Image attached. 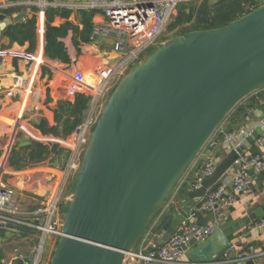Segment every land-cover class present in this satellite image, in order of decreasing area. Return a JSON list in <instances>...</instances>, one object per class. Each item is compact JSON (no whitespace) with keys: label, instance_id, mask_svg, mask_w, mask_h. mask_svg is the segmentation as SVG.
Segmentation results:
<instances>
[{"label":"water","instance_id":"95a60500","mask_svg":"<svg viewBox=\"0 0 264 264\" xmlns=\"http://www.w3.org/2000/svg\"><path fill=\"white\" fill-rule=\"evenodd\" d=\"M26 19L25 10L12 17L0 13V45ZM122 59L104 63L111 67ZM263 86L264 5L222 28L177 37L135 65L95 126L73 199L63 208V235L51 264H124L189 166L202 153L201 164L210 155L205 148L216 129ZM243 152L228 153L189 197L204 198ZM176 230L170 227L163 241ZM229 245L217 225L201 248H210L207 257L216 258ZM28 261L17 257L6 264Z\"/></svg>","mask_w":264,"mask_h":264},{"label":"built area","instance_id":"2783aa9c","mask_svg":"<svg viewBox=\"0 0 264 264\" xmlns=\"http://www.w3.org/2000/svg\"><path fill=\"white\" fill-rule=\"evenodd\" d=\"M189 1L192 0H21L17 3H0V12L15 6L35 7L38 15H44L49 8L96 11V19L101 17L102 21L96 20L93 24L90 44L95 45L99 38L109 40L111 44L108 45V50L103 53L102 57L109 59L123 56L122 61L116 65L98 66L91 76L92 78H89L82 70L71 71L69 67L54 63V60L48 58H41L38 61V57H28L34 65L29 69L33 74L40 67H48L59 76L63 85L65 84L68 96L86 95L90 98L89 108L83 121L77 125L68 138L62 139L64 147L69 151L68 162L62 177L55 183V186L47 189L48 198L37 209H25L19 203L15 186L4 180L7 159H0V225L4 229L14 232H20L18 229H25L27 232L24 233L36 238L37 244L33 246V254L26 258L29 260L28 264H41L46 240L49 237L59 239L63 235L66 213L63 208L69 205L73 199V194L67 193L70 176L72 174L79 176L93 131L108 103L106 99L108 93L112 89L114 91L134 65L145 60L144 55L148 50L157 48L158 45H161L160 47L166 45V43H160L159 39L177 15L179 6ZM257 2L258 7L264 5V0H257ZM250 10H254V8H249ZM10 55L19 56V53L14 50L10 52ZM35 64L36 66L38 64V67H35ZM25 86V79L22 76H15L13 87L7 92V95L14 98L17 92ZM17 121L21 123L20 118ZM219 130L218 127L215 132L217 133ZM235 134L232 132L226 135V140L228 146L231 145V149L238 151L243 149L244 142L241 139L237 144H233ZM259 142L261 147H264V136ZM211 146L213 147L211 148L212 152L204 163H200L202 153L189 166L171 194L175 193L177 186L185 182V177L194 170L197 172L192 190L199 189L203 180L214 174L221 158L215 151L216 146ZM252 171L255 172V175ZM229 172H232L231 186L225 180L217 183L198 202L197 211L202 213L219 212L222 209L219 212L222 214L224 210L227 211L236 203L240 195L253 192L256 175H263L264 184V154L252 156L244 151ZM217 225H219L218 221L198 224L195 215H190L178 224L175 235L169 241L152 244L148 248H141L138 251L132 250L126 255L124 264H185L183 259L191 245L207 241ZM261 228H264V219L254 225L255 230ZM235 251L236 246L230 244L225 259L218 260L213 264H244L248 260L254 259V256L247 253H240L232 259L231 254Z\"/></svg>","mask_w":264,"mask_h":264},{"label":"crops","instance_id":"0c3cea01","mask_svg":"<svg viewBox=\"0 0 264 264\" xmlns=\"http://www.w3.org/2000/svg\"><path fill=\"white\" fill-rule=\"evenodd\" d=\"M17 2L14 0H0V3ZM213 2L215 3L217 0H213ZM21 10H25L27 18H30L34 14L37 16V45L35 50L31 52L29 44L25 46L18 44L10 45L7 37L0 45V159H7L4 180L15 186L19 203L25 209L35 210L48 198L47 189L55 186V183L63 174V170L68 162L69 151L64 147L62 139L68 138L73 133L66 137L43 135L36 125L43 119H47L51 124H55L54 112L59 110L58 113L60 114V102H66V100H72L73 98L67 97L68 91H65L67 89L61 80L59 85L56 86L58 91H55V83L59 76L57 75L56 80L51 82L49 76L50 69L48 67H40L34 74L29 70L32 66L34 67L33 62L28 58L29 56L38 57V59L47 58L45 56L46 16L45 14L38 15V11L35 12L34 9L29 7H24ZM73 12L69 21L82 30L83 26L80 25L79 19L75 14L77 11ZM0 13H4L3 10ZM96 20L102 21V18L96 19L95 16L93 24ZM65 22V19L57 17L53 22V26L60 27ZM1 28L2 25L0 26V30ZM74 37V33L70 32L65 39V44L72 60L71 63L56 62L69 67L71 71L82 70L89 78H92L91 76L96 68L105 65L104 62L107 59L102 56L108 50V45L111 42L99 38L94 45L90 44V41L81 42L78 39L77 41H79L80 45L76 47ZM14 50L19 53V56L10 55V52ZM79 50H81L80 53ZM35 67H38V64L37 66L35 64ZM44 70H46L45 76L43 74ZM15 76H22L25 79L26 86L19 90L16 96L12 98L7 95V92L13 87ZM48 81L52 85H47ZM64 91L65 93H63ZM19 118L21 123L17 121ZM23 123L27 132L34 135L39 141L44 142V140H47L52 142L50 145L46 143H30L26 146L42 144L51 150L54 147H57L58 150L57 153H53L46 161L28 166L22 169L23 171H16L9 165V156L14 148L13 144L17 133L14 132L11 136L9 131H13L14 129L15 131H19L17 129L23 127ZM219 128L220 130L213 134L205 150H212L211 148L213 147L211 145H215V151L223 159L233 150L230 147L231 145L228 146L226 135L235 132L233 144H237L242 139L244 142L243 149L247 154L252 156L264 154V147H261L259 142L264 136V86L247 95L239 106L229 113ZM10 137L11 140H9ZM17 147L24 146L17 145ZM196 172L197 170H194L185 177V182L177 186L175 193L171 194L160 211L153 217H150L146 231L142 238L133 245V251L148 248L152 244L164 243L163 238L170 227H177L183 219L194 214L196 222L201 225L219 222V226L229 239L230 244L236 246V251L231 254L232 259L236 258L240 253H247L254 256L253 260L256 264H264V228L254 229V225L264 219L263 175H256L252 193L240 195L233 206L227 211L224 210L222 214H219L222 209L219 212L202 213L197 211L200 199L194 200L189 197V192L193 189L191 177H193V182H195ZM252 173L255 175L254 171ZM70 178H74V175L72 174ZM222 180L227 181L229 186H231L232 172L225 175ZM17 233L34 237L21 231ZM34 239L36 238L34 237ZM201 244L196 243L191 245L183 259L185 264H213L218 260L225 259L227 250L216 258H208L207 254L211 249H202ZM17 257L23 256H16L15 258ZM6 261H11V259Z\"/></svg>","mask_w":264,"mask_h":264},{"label":"trees","instance_id":"16d2710c","mask_svg":"<svg viewBox=\"0 0 264 264\" xmlns=\"http://www.w3.org/2000/svg\"><path fill=\"white\" fill-rule=\"evenodd\" d=\"M14 1L17 2L21 0ZM179 7L177 15L167 28V31L173 32L175 38L183 36L191 31L222 28L248 14L249 8L255 9L258 7V2L257 0H217V2L214 3L211 1L198 0L188 2L187 5H181ZM23 8L24 6H15L4 9L3 12L8 16H12ZM32 9H34L35 12L37 11L35 7ZM188 10L189 12H187ZM73 13V10L68 9L49 8L46 10L45 56L48 59L59 61L64 64L71 63L72 60L65 44V39L70 32L74 33V44L76 47L80 45L79 41H77L78 39H80L81 42L90 41L93 19L97 12L92 10H80L75 13L79 19L80 25L83 26L82 30L69 21ZM57 17L65 19L66 21L60 27L53 26V22ZM7 38L10 45L18 44L20 46H25L29 44V50L31 52L34 51L37 45L36 14L13 26L9 30ZM80 51L81 50H79V53ZM43 74L44 76L46 75V70H44ZM50 80L51 82L53 80L55 81V76L50 77ZM63 93H65V91ZM72 98V100L68 99L66 102H60V114L58 113L59 110L54 112L55 124H51L47 119H43L36 125L43 135H60L66 137L83 121L89 108L90 98L86 95H76ZM239 104L237 106H239ZM57 150V147L51 150L49 147L42 144L16 147L9 156V165L14 170L19 171L28 166L46 161L53 153H57ZM160 209L155 210L151 217L160 211Z\"/></svg>","mask_w":264,"mask_h":264},{"label":"rangeland","instance_id":"374dc122","mask_svg":"<svg viewBox=\"0 0 264 264\" xmlns=\"http://www.w3.org/2000/svg\"><path fill=\"white\" fill-rule=\"evenodd\" d=\"M202 1H211V2H213V0H202ZM187 3L188 2H184L181 5L185 6V5H187ZM179 8H178V10H179ZM177 13H178V11H177ZM174 39H175V37H174L173 32H170V31L166 30L159 40H160V43H164V44L166 43V45H167ZM158 46L160 47L161 45H158ZM158 46H157V48H159ZM157 48H151L150 50H148L145 53L144 58L146 59L148 56H150L153 53H155V51H157ZM38 61H40V59H38ZM53 62L57 63L56 61H53ZM49 76L50 77L55 76V78H56L57 75L50 70ZM60 80L61 79L58 77V80L55 83V91H58L56 86L59 85ZM49 84L52 85L48 81L47 85H49ZM112 93H113V89L108 93V95L106 97V99L108 101H109ZM23 125H24V123H23ZM28 129H29V127H28ZM14 132H16L17 134H16V138H15V141H14V144H13V147H14L13 150L17 147V145L26 146L27 143H46V144H49V145L52 143V142L47 141V140H44V142L39 141L38 138H36L34 135H31V134H29L27 132V129L25 128V125L19 131H15V129L13 131H11V130L9 131L11 136L14 134ZM9 140H11V137H10ZM9 143H10V141H9ZM0 147H1V138H0ZM0 156H1V153H0ZM77 180H78V176L77 175H75L74 178L70 179V181L68 183V186H67V193L68 194L69 193L70 194L74 193ZM193 181H194L193 177H191V184L194 183ZM58 242H59V239H55L53 237H49L46 240V243L44 245V255H43V259H42L41 264H51V260H52V257L54 255V252H55V249L57 247ZM35 244H37V240L34 239V237L32 238V237H30L28 235H23L21 233L14 232V231H12L10 229L2 228L1 231H0V257H1V259H4V262H6V263L8 262L6 260H10V259L12 260V258L14 259L16 256H23L25 259H26V257H31L32 254H33V246Z\"/></svg>","mask_w":264,"mask_h":264},{"label":"flooded vegetation","instance_id":"af4514ba","mask_svg":"<svg viewBox=\"0 0 264 264\" xmlns=\"http://www.w3.org/2000/svg\"><path fill=\"white\" fill-rule=\"evenodd\" d=\"M4 260V259H3ZM3 264H6V262H4Z\"/></svg>","mask_w":264,"mask_h":264},{"label":"bare ground","instance_id":"6f19581e","mask_svg":"<svg viewBox=\"0 0 264 264\" xmlns=\"http://www.w3.org/2000/svg\"><path fill=\"white\" fill-rule=\"evenodd\" d=\"M76 182V181H75ZM56 244V243H55ZM22 258V257H21Z\"/></svg>","mask_w":264,"mask_h":264}]
</instances>
